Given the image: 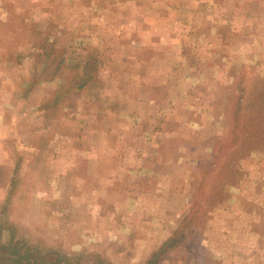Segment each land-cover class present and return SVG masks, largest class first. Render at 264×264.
<instances>
[{"label": "rangeland", "instance_id": "1", "mask_svg": "<svg viewBox=\"0 0 264 264\" xmlns=\"http://www.w3.org/2000/svg\"><path fill=\"white\" fill-rule=\"evenodd\" d=\"M0 264H264V0H0Z\"/></svg>", "mask_w": 264, "mask_h": 264}]
</instances>
